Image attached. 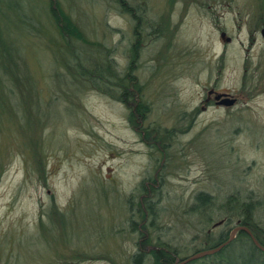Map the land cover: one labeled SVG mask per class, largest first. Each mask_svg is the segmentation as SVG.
<instances>
[{"label":"rangeland","instance_id":"obj_1","mask_svg":"<svg viewBox=\"0 0 264 264\" xmlns=\"http://www.w3.org/2000/svg\"><path fill=\"white\" fill-rule=\"evenodd\" d=\"M57 2L93 43L78 50L85 67L112 60L137 96L58 76L45 40L11 28L34 87H0V264H130L157 241L183 257L210 248L240 224L230 198L264 201V0H125L130 14L115 0ZM212 89L236 105L208 107ZM16 109L28 113L18 126ZM151 179L162 212L147 242L136 229L151 218L136 211ZM202 192L214 204L195 214ZM254 221L264 227V209Z\"/></svg>","mask_w":264,"mask_h":264},{"label":"trees","instance_id":"obj_2","mask_svg":"<svg viewBox=\"0 0 264 264\" xmlns=\"http://www.w3.org/2000/svg\"><path fill=\"white\" fill-rule=\"evenodd\" d=\"M115 1L118 4L121 3L123 13L130 14L132 12L128 9L130 7H126L125 0ZM6 23H8V27L5 26ZM12 27L16 32L25 31L26 36L33 40H45V51L49 50L48 52L55 57L53 66L54 69L56 68L58 76L64 78L66 73L71 75L74 71L82 76L89 75L97 87H104L111 93L116 91L118 96L115 98L121 102L131 96L132 98L137 96L135 92L137 86L130 78L120 77L112 60L106 59L105 62H101L97 57L92 58L87 60L91 62L90 67H85L89 64L79 58L78 50L82 49L81 46L85 48L89 45L93 46V43L89 42L57 0H0V72H3V76L0 77V87L2 90L5 89L9 96L16 93L18 87H34V79L26 63V53L28 52L24 51L23 55L21 47H11L13 44L10 43H17L15 40L7 42L9 39L7 36L12 34ZM96 49L98 48L96 47ZM98 56L102 57L101 49H98ZM2 64L8 66L3 68ZM123 79L127 81V84ZM16 111L18 113L14 112L15 115L11 116L10 120L12 121L9 122H15L17 125L19 114L22 117H27L28 113H20L17 109ZM29 116L31 115L29 114ZM4 118L0 120V130L4 123L8 122ZM160 183V179H151V181L147 180L140 184L141 202L137 205L136 212L144 222L151 218V225L149 227L145 225V232L140 227L136 230L145 240L148 238L146 232L150 231V228L154 229L158 215L162 212L161 202L154 200ZM194 202L193 212L195 214L208 212L214 204L212 197L204 192L199 193ZM227 207H229L228 210L233 209L232 211L238 214L239 226L248 228L257 244L246 232L240 231L237 237L218 253L186 264H264V227L254 221L257 211L264 209V201L262 203L255 202L251 198L242 200L234 197L228 200ZM231 233L224 231L214 240L210 236V242L213 243L211 247L196 251L194 255L227 243ZM148 240L147 242H151V239L148 238ZM151 246L153 247L150 251L139 250L132 255L130 264H181L184 260L194 256L183 257L176 248L161 241H157Z\"/></svg>","mask_w":264,"mask_h":264},{"label":"water","instance_id":"obj_3","mask_svg":"<svg viewBox=\"0 0 264 264\" xmlns=\"http://www.w3.org/2000/svg\"><path fill=\"white\" fill-rule=\"evenodd\" d=\"M261 35H262V38L264 40V28L261 30ZM221 38L227 43L231 41V38L227 37L226 33H222L221 34ZM222 97H225V100L221 101L219 103L220 105H223V106H226V107H230V106H233L236 103V99L229 98L227 95H219L217 97V100H220ZM240 231L246 232L250 236V238L254 241V243L257 244V241H256L255 237L253 236L252 232L248 228H246L244 226H238L232 231V233L230 235V238H229V241L227 243H224L223 245H221V246H219L217 248L209 249L207 251H203L201 253H198V254H196V255L184 260L181 264H186V263L191 262L193 260L200 259V258H203V257H206V256H210V255H214V254L218 253L227 244H229L232 240H234L235 239V235L238 232H240Z\"/></svg>","mask_w":264,"mask_h":264},{"label":"flooded vegetation","instance_id":"obj_4","mask_svg":"<svg viewBox=\"0 0 264 264\" xmlns=\"http://www.w3.org/2000/svg\"><path fill=\"white\" fill-rule=\"evenodd\" d=\"M222 33H224V32H222ZM231 41H232V38H231ZM230 42H228V43H230ZM219 95H227L229 98L236 99L235 97H233V95L231 93L219 92V91H217L215 89H212V90L209 91L210 98L205 101L206 103H208V107H224V108H230V107H233L234 105H236L237 99H236V103L233 106L226 107V106L220 105L219 103L221 101L225 100V97H222L220 100H217V97Z\"/></svg>","mask_w":264,"mask_h":264}]
</instances>
